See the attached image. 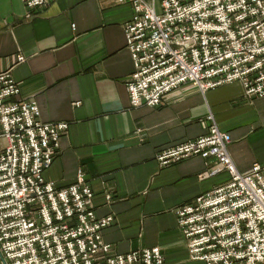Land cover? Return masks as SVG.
<instances>
[{
	"label": "built area",
	"instance_id": "1",
	"mask_svg": "<svg viewBox=\"0 0 264 264\" xmlns=\"http://www.w3.org/2000/svg\"><path fill=\"white\" fill-rule=\"evenodd\" d=\"M20 1L29 20L53 0ZM112 1L133 10L123 26L133 66L125 84L132 109L157 108L185 84L204 93L239 83L246 99L264 97V0ZM19 94L10 69L0 72V264H164L156 247L112 252L102 232L114 216L96 217L82 172L64 188L43 180L69 124L40 121L36 102ZM206 120L207 134L155 154L160 167L199 157L208 177L229 176L174 211L189 259L264 264L263 168L254 164L240 174L228 154L230 136L212 115ZM105 200L112 202L109 192Z\"/></svg>",
	"mask_w": 264,
	"mask_h": 264
},
{
	"label": "crops",
	"instance_id": "2",
	"mask_svg": "<svg viewBox=\"0 0 264 264\" xmlns=\"http://www.w3.org/2000/svg\"><path fill=\"white\" fill-rule=\"evenodd\" d=\"M25 13L20 0H0V72L10 69L19 99L36 102L40 121L69 124L43 180L64 188L82 172L96 217L114 216L102 232L113 253L156 247L164 264H202L189 259L174 211L229 176L208 177L199 157L160 167L155 154L207 134L212 115L230 136L236 170L246 174L258 164L264 178V97L246 99L239 83L204 93L185 84L157 108L132 109L125 84L133 66L123 35L131 5L53 0L29 20Z\"/></svg>",
	"mask_w": 264,
	"mask_h": 264
},
{
	"label": "water",
	"instance_id": "3",
	"mask_svg": "<svg viewBox=\"0 0 264 264\" xmlns=\"http://www.w3.org/2000/svg\"><path fill=\"white\" fill-rule=\"evenodd\" d=\"M3 262V261H2ZM3 264H5L4 262H3Z\"/></svg>",
	"mask_w": 264,
	"mask_h": 264
}]
</instances>
